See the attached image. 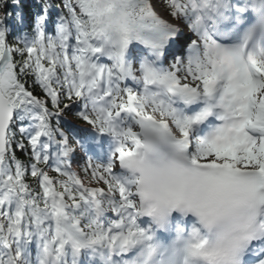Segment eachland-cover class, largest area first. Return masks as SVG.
Returning <instances> with one entry per match:
<instances>
[{
    "label": "snow or ice",
    "instance_id": "snow-or-ice-1",
    "mask_svg": "<svg viewBox=\"0 0 264 264\" xmlns=\"http://www.w3.org/2000/svg\"><path fill=\"white\" fill-rule=\"evenodd\" d=\"M0 264H264V0H0Z\"/></svg>",
    "mask_w": 264,
    "mask_h": 264
},
{
    "label": "trees",
    "instance_id": "trees-1",
    "mask_svg": "<svg viewBox=\"0 0 264 264\" xmlns=\"http://www.w3.org/2000/svg\"><path fill=\"white\" fill-rule=\"evenodd\" d=\"M27 3L29 5V7H32L35 4V0H27Z\"/></svg>",
    "mask_w": 264,
    "mask_h": 264
}]
</instances>
